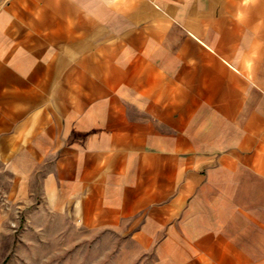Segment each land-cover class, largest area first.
I'll list each match as a JSON object with an SVG mask.
<instances>
[{
  "label": "crops",
  "instance_id": "0c3cea01",
  "mask_svg": "<svg viewBox=\"0 0 264 264\" xmlns=\"http://www.w3.org/2000/svg\"><path fill=\"white\" fill-rule=\"evenodd\" d=\"M47 214L264 264V0H0V241Z\"/></svg>",
  "mask_w": 264,
  "mask_h": 264
},
{
  "label": "rangeland",
  "instance_id": "374dc122",
  "mask_svg": "<svg viewBox=\"0 0 264 264\" xmlns=\"http://www.w3.org/2000/svg\"><path fill=\"white\" fill-rule=\"evenodd\" d=\"M10 230H11V226ZM0 241V264H156L149 251L118 233L88 232L53 215L21 217Z\"/></svg>",
  "mask_w": 264,
  "mask_h": 264
}]
</instances>
